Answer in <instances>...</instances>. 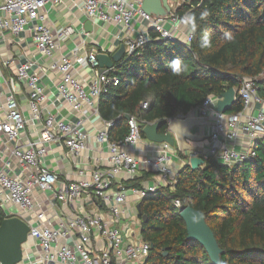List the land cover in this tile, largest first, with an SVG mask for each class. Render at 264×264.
Segmentation results:
<instances>
[{"label":"built area","instance_id":"built-area-1","mask_svg":"<svg viewBox=\"0 0 264 264\" xmlns=\"http://www.w3.org/2000/svg\"><path fill=\"white\" fill-rule=\"evenodd\" d=\"M65 1L0 0V44L6 35L18 37L28 32L36 51L50 60L48 67L40 71L58 75L53 102L67 104L72 114L62 121L46 111L41 76L32 72V62L20 61L24 55L1 63L2 68H12L13 76L4 80L8 95L0 104V210L5 219L18 218L29 228L20 264H143L151 245L142 240L140 233L131 234L129 224L134 220L141 224L136 206L142 199L176 183L177 173L169 164L175 149L167 143L148 141L147 150L152 155L137 160L135 148L142 141L143 127L148 124L134 117L127 121L128 133L123 140L109 139L112 123L100 118L98 102L108 86L118 84V79L109 77L113 68L100 73L96 60L99 53L95 50L85 51L77 46L56 55L57 34L48 25L45 6L58 9ZM176 1L178 6L189 2ZM142 4V0H79L78 7L92 23L125 29H131L137 21L144 24V32L125 38L126 56L139 54L152 41L151 32L156 35L155 41H176L181 27L189 26L187 15H177L176 11L152 15L142 9ZM71 34V25H66L59 36ZM184 39L189 46L192 33L188 32ZM82 70L88 72V79L81 76ZM256 80L245 77L235 90L234 99L243 103L238 113L214 111L221 99L215 95L195 108L197 116L210 119L205 137L208 145L202 153L194 152L189 158L197 156L204 160L211 156L221 165L232 166L254 157L253 144L264 141V101L257 95ZM19 83L26 88L23 97L28 115L15 98ZM147 105L143 102L141 107L145 109ZM93 117L102 123L93 137L97 145L106 149V167H101L98 161L89 171L77 166L76 179L60 180L46 162L50 146L62 145L65 148L62 158L77 165L75 160L88 149L85 125ZM171 120L166 119V124ZM240 140L249 146L240 148L237 144ZM148 172L158 178L151 185L141 183L138 188H125L116 181L114 186V180L121 175L126 182ZM130 197L135 206L127 205ZM175 206H180L178 201Z\"/></svg>","mask_w":264,"mask_h":264},{"label":"trees","instance_id":"trees-1","mask_svg":"<svg viewBox=\"0 0 264 264\" xmlns=\"http://www.w3.org/2000/svg\"><path fill=\"white\" fill-rule=\"evenodd\" d=\"M202 12L209 13L204 20ZM176 14L196 18L195 33L189 23V46L155 41L151 32L152 41L139 54L124 55L109 71L118 84L100 95L98 111L112 123L110 140L126 137V116L158 123L159 133H165L166 119L187 114L211 95L238 89L245 77L257 78V95L264 101V0H189ZM205 34L208 47H202ZM242 108L237 98L226 113ZM253 151V158L232 166L211 156L197 170L184 165L172 188L161 187L139 202L146 218L140 236L152 246L143 264H212L202 246L187 240L179 216L185 206L203 212L222 251L220 264H264V141H256ZM144 177L123 186L138 188ZM4 219L0 210V225Z\"/></svg>","mask_w":264,"mask_h":264},{"label":"crops","instance_id":"crops-1","mask_svg":"<svg viewBox=\"0 0 264 264\" xmlns=\"http://www.w3.org/2000/svg\"><path fill=\"white\" fill-rule=\"evenodd\" d=\"M167 3L170 12H175L177 8L180 7L178 6L176 0H167ZM78 4L79 0H74V2L66 0L64 4L58 9H52L50 5L45 6V12L48 17V25L52 29V31L57 34V37L55 39L56 43H58L59 45V50L56 53L57 56L60 53L65 54L77 46H80L81 48L83 47L85 51L95 50L98 53L112 56L120 48V46L123 45L125 38L134 37L138 33L144 32L146 30L144 24H142L140 21L135 22L131 29H125L113 24H104L101 22L92 23L87 20L86 17L81 13ZM86 23H90L89 29L86 28ZM66 25H71L73 34H71L70 36H59L61 29ZM188 32H191L189 26L181 27L179 32H177L176 34V42L185 44L184 37ZM18 54L24 55V57L20 60L22 61V63H25L27 61L32 62L34 64L32 66V72L41 76L40 80L44 86L46 94V111L50 112L56 118V120L66 121L67 118L72 116L68 105L57 104V102H53L54 96L56 94L55 87L58 81V75L53 72L51 73L50 71H44V73L40 71V68L46 69L48 67L50 60L48 58H42L41 55L36 51L28 32H26L25 34H20L18 37H11L10 35H6L5 41L0 44V104L4 102L5 97L8 95V84L5 83L4 80H8L13 76L12 68H2L1 63L5 60L16 59ZM81 76L88 79L89 74L88 72L82 70ZM17 89L19 90V92H17L15 98L20 104L23 113L25 115H28L26 101H24L25 97H23L26 96V88L23 84L19 83L17 84ZM180 116L184 117L179 118ZM187 117L199 116H197L194 108L185 115L177 114L174 118H172V120L176 118L184 119ZM209 121L210 119L207 118V123L205 125L195 127L193 129V133H197L200 137L204 138L202 141L198 142L188 141L191 146L196 147L195 151L185 152L183 154L180 153L176 145H174L175 153L172 154L169 164L175 173L178 174L180 169L184 165H187L189 156L192 153H202L204 150H206L208 142L205 137L210 123ZM101 128V121L94 117L92 118L91 122L85 125L86 132L88 133V149L82 152L75 160V163H77V165H72L71 161L62 158L63 154L65 153V148L62 145L54 144L50 146L49 156L46 162L55 171V173H57L60 180L68 181L76 179L77 166H81L85 170L89 171L90 168L94 165V162L98 161L100 162L101 167H106V161H104L107 157L106 149L97 145L93 137L96 131ZM237 144L242 149H246L249 146L244 140H240ZM149 146L150 144L148 140H146L145 137H142V141L135 148L134 155L137 160H143L145 157L152 155L147 150ZM143 175L146 176L140 182L143 185H151L155 180H158L156 175H154L153 173L148 172L143 173L142 176ZM114 181V186L117 185V182L123 183L125 182L124 176L121 175L120 178H117ZM127 205L135 206V202L132 197L128 198ZM58 207L63 212L67 213V210L62 209V206H60V204H58ZM44 208H46V206H44ZM138 220L142 222L139 216Z\"/></svg>","mask_w":264,"mask_h":264},{"label":"water","instance_id":"water-1","mask_svg":"<svg viewBox=\"0 0 264 264\" xmlns=\"http://www.w3.org/2000/svg\"><path fill=\"white\" fill-rule=\"evenodd\" d=\"M142 9L152 15L163 16L169 11L167 0H142ZM86 28H90V23H86ZM125 53L124 46L112 55L99 53L96 56L100 73L107 69H112L115 64L121 61ZM235 90L228 89L221 95V99L213 108L214 111L225 113L235 102ZM130 117L126 116L128 121ZM207 123V118L187 117L184 119H173L166 124V132L159 133V125L148 124L143 127L142 134L151 143H167L170 146L176 145L180 153L192 152L196 147L190 142L202 141L204 138L197 133H193L195 127L203 126ZM204 163L200 157L193 156L188 159L187 165L192 170H197ZM138 216L142 222L145 216L140 215L139 204L136 206ZM179 216L183 220L187 232V240L198 243L207 253L212 264H220L222 251L219 248L212 230L205 221L203 212L196 211L189 206L182 207ZM28 226L18 218L4 219L0 225V264H20L23 258V246L27 241ZM152 247V246H151ZM166 256V253H163Z\"/></svg>","mask_w":264,"mask_h":264},{"label":"clouds","instance_id":"clouds-1","mask_svg":"<svg viewBox=\"0 0 264 264\" xmlns=\"http://www.w3.org/2000/svg\"><path fill=\"white\" fill-rule=\"evenodd\" d=\"M209 15L208 12H202L201 15H200V19L201 20H204L207 16ZM188 22L191 24V27H192V32L195 33L196 31V23H195V16L193 15H189L187 18ZM210 38L207 34L204 35L203 37V44H202V47H208L210 46ZM175 64V62H173Z\"/></svg>","mask_w":264,"mask_h":264},{"label":"rangeland","instance_id":"rangeland-1","mask_svg":"<svg viewBox=\"0 0 264 264\" xmlns=\"http://www.w3.org/2000/svg\"><path fill=\"white\" fill-rule=\"evenodd\" d=\"M132 219H134V218H132ZM129 231L131 234H139L141 231V224H139V223L137 224L136 220L131 221V223L129 224Z\"/></svg>","mask_w":264,"mask_h":264}]
</instances>
